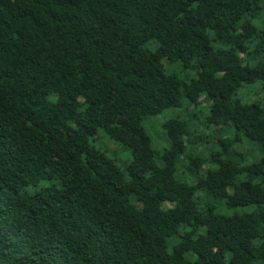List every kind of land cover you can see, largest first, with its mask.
I'll return each instance as SVG.
<instances>
[{"label":"trees","instance_id":"obj_1","mask_svg":"<svg viewBox=\"0 0 264 264\" xmlns=\"http://www.w3.org/2000/svg\"><path fill=\"white\" fill-rule=\"evenodd\" d=\"M261 14L264 0H0V264H264V108L234 98L264 86ZM201 98L258 161L187 154L207 141L180 117L153 147L145 122Z\"/></svg>","mask_w":264,"mask_h":264},{"label":"rangeland","instance_id":"obj_2","mask_svg":"<svg viewBox=\"0 0 264 264\" xmlns=\"http://www.w3.org/2000/svg\"><path fill=\"white\" fill-rule=\"evenodd\" d=\"M258 23L264 24V15L261 14L258 18ZM220 46V45H219ZM253 46V45H252ZM227 48V46H222ZM264 57V55L257 56L256 54L252 57V62L254 63L258 59ZM170 72H176L186 79H191L196 76V73L193 71H183L182 67L175 64L170 65ZM235 99L240 100L244 104L259 103L264 108V86L261 82L247 85L242 87L237 94L234 96ZM200 104L198 106L190 105L189 101H183L182 106L179 108L168 109L164 113L150 118L145 122V127L152 138V145L157 150H163L169 147V140L167 133L163 128V125L166 121L173 118H182L190 122V135L188 139L193 141L194 139L200 137L201 135L206 138L207 144L203 143H194L190 144V148L187 151V154L192 156L199 154H214L218 152V148L223 147L226 149L233 148V151L238 153V158L245 164H252L253 162L258 161L262 156V149L259 143L251 141L249 139H244L242 142H237L232 145L230 138L234 137L235 130L233 127L221 129L216 127L208 122V116L210 113L211 103L204 99H200ZM95 145L99 148L105 149L109 154L118 159V162L121 165L127 164L131 161V151L121 144L111 140L108 136L103 133L99 134V139L95 142ZM206 167L209 164L205 165ZM187 170L185 167L180 168L179 176H187L188 182L192 183L191 177L186 173ZM185 178V177H184ZM52 184L51 182H45L43 185ZM204 194V193H203ZM202 194V195H203ZM203 198V197H202ZM207 201L212 202V199H206ZM204 203V202H202ZM255 210L254 207L245 208L242 211L251 212ZM225 214H232L233 212L222 211Z\"/></svg>","mask_w":264,"mask_h":264}]
</instances>
